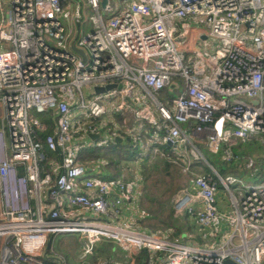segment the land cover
<instances>
[{
  "label": "built area",
  "instance_id": "1",
  "mask_svg": "<svg viewBox=\"0 0 264 264\" xmlns=\"http://www.w3.org/2000/svg\"><path fill=\"white\" fill-rule=\"evenodd\" d=\"M1 2L0 264H70L51 246L56 233L76 234L78 264H109L96 254L102 237L121 250L116 264H261L264 182L231 189L239 180L218 173L197 144L211 153L222 147L225 161L237 142L254 136L264 143V1L107 0L102 8L100 0H3L5 10ZM85 9L90 23L80 34ZM174 76L182 87L162 102L154 93L176 86ZM106 83L114 85L91 93ZM54 106L49 120L29 112ZM71 106L81 107L78 117L69 115ZM115 111L140 120L117 123L134 145L146 148L138 131L147 122L184 159V173L192 159L208 164L212 174L186 175L170 209L173 217L193 218L201 237L219 240L197 244L185 240L188 232L170 237L172 227L146 232L117 222L138 180L127 168L112 177L86 172L76 159L87 145L83 131L96 132ZM218 182L228 206L216 203Z\"/></svg>",
  "mask_w": 264,
  "mask_h": 264
},
{
  "label": "trees",
  "instance_id": "2",
  "mask_svg": "<svg viewBox=\"0 0 264 264\" xmlns=\"http://www.w3.org/2000/svg\"><path fill=\"white\" fill-rule=\"evenodd\" d=\"M174 77L177 81L176 86H165L157 92L165 94V97H171L177 94L182 84L178 76ZM123 117H126L128 124L140 123V120L133 121V115L129 112L115 111L109 116L105 114L102 117L103 123L96 128V131L100 133L99 136L91 140L87 138V145L77 153V161L86 168V172L99 174L103 177L116 176L120 170L124 168L129 169L127 174L129 177L138 180V188L135 187L134 192L129 196L130 199L126 198L124 200L135 204L133 207L137 209V212L134 218L139 226L147 229L162 230L167 227H172V235L174 236H179L181 233L185 232L191 233L194 228L193 224L184 221L182 218L173 217L170 209V195L180 185L184 184V182L180 183L175 181L178 172H183L181 166L185 163L184 159L173 152L170 145L165 142H160L158 138L159 134L154 127L147 122L141 123V127L138 131L145 147L157 146L163 153L167 152L168 156L162 154L155 160V158L150 159L147 154L141 155V149L138 145H134L131 137L126 134L122 128H115L113 130L111 127L113 122L120 124ZM102 132H106L107 136ZM115 133L117 134L116 137ZM118 137H120V140ZM236 144L238 147L251 146L253 153L250 158L255 163L253 165V170L261 177H264V144L255 139V137L237 142ZM214 154H218V152ZM154 157L157 156L155 155ZM125 161L129 163H124ZM208 168L209 167L202 159H192L188 164V170L185 172V175H190L192 172L209 173L206 171ZM134 170L137 171V178H135ZM162 174H165L166 179ZM185 178L183 181H185ZM157 183H165L166 186L162 187L158 192L151 191L149 189V184ZM166 192L168 193L167 197H163V194ZM144 200L147 201V203H144ZM183 216L186 218L187 215ZM177 220L180 221L177 222ZM107 238L108 237L101 239L100 243L97 245L96 254L102 255L106 259L111 258V260H107L106 262L109 264H116L114 261L118 258H122L121 250L116 246H112L113 243ZM56 250L61 252L63 256L66 255L69 257L67 251L62 252L61 249ZM145 254L146 253L141 250L137 255L138 261H140ZM67 260L70 261V264H74L73 259Z\"/></svg>",
  "mask_w": 264,
  "mask_h": 264
},
{
  "label": "rangeland",
  "instance_id": "3",
  "mask_svg": "<svg viewBox=\"0 0 264 264\" xmlns=\"http://www.w3.org/2000/svg\"><path fill=\"white\" fill-rule=\"evenodd\" d=\"M1 1H2L1 5H3V8H4L5 2H3V0H1ZM262 1H264V0H262ZM102 14L105 15V12L103 11ZM90 15H91V10L85 9L84 10V20H83L82 29H81L80 34H83L84 31L87 29V27L90 23ZM177 30H178V28H177ZM182 61L184 62L183 57H182ZM54 93L57 94V91L54 90ZM139 93L144 97L145 101H147L150 104V107L152 109L154 116L161 122V124H165L166 123L165 120L162 119L157 112V107H156L155 103L151 99L148 98V96L145 94V92L143 90L139 89ZM154 94L159 100H161L162 102L164 101L163 97L166 96L165 94H160L159 92H156ZM86 96H89V95H86ZM263 96H264V94H263ZM116 101L117 100H113V98H110L109 100H107V104L110 106H113ZM29 112L41 120H49V119H53V115L55 112V106L49 108V110L47 112H35L32 109L29 110ZM80 113H81V107L80 106L69 107V115L73 116L74 118L78 117ZM101 117L102 116H100L98 118L99 121L101 120ZM111 127L114 130L115 128L118 127V124L113 122ZM102 133L106 134V136H107L106 132H102ZM83 137L85 139H87V131H83ZM252 137H254V136H252ZM252 137H250V138H252ZM255 139H257L259 142L263 143L259 137H255ZM197 146H198V149L200 150V152L206 158V160L214 167V169L218 173H220L221 175H224L226 173H231L232 175H234L239 180V182H237V183H231L230 184L231 189H234L233 187L235 185L256 184V183L264 182V177H261L260 175L255 173L253 170V165L255 163L250 158L251 154L253 153V150H252L250 145L245 146V147H238L237 144L232 145L231 150H232L233 154L235 153L236 155L232 154V158L230 160H225V161L220 158V154L222 153V147L219 148L218 154H214V153L206 151L201 143L197 144ZM139 148L142 151L141 155L147 154L150 159L155 158V160H156V158H158V156L159 157L161 156V154L159 152L154 151L150 147L149 148L139 147ZM155 155L157 157H154ZM204 163L208 166V164L206 162H204ZM206 171L209 172L210 174L212 173L210 168H208V170H206ZM162 176L166 179L165 174H162ZM185 176H186L185 173L179 171L178 174L176 175L175 181L183 183ZM164 186H166L165 183L149 184V189L153 192H158ZM167 195H168V193L166 192L163 194V197H167ZM215 200H216V203L218 205L228 206V204H229V196L227 194V191L221 185L220 182H218L216 185ZM144 203H147V201L144 200ZM129 204H130V202H126L125 200L121 201L120 206H121L122 210H121V213L118 217L117 222L119 224H122V225L128 226V227H132V228H137V229L143 228L136 223L137 221L135 222V218L133 216L132 217L129 216L130 220L128 222H126L124 220V217L129 215V213H125V215H124V211L126 210L127 207H129L128 206ZM131 205H135V204L131 203ZM84 215L90 219H98L97 214H95L91 211L84 213ZM181 218L184 221H187L188 223L191 222L194 226L193 230L190 233V237H188V236L184 237L185 240L193 241L197 244H203L206 241L207 245H209V246L212 245L215 242V240L216 241L219 240V238H217V236L215 234L214 235L213 234H207V236L205 238L201 237L199 234V227L197 226V224H195L193 218H191L189 216H186V218L183 216ZM99 219H104V217L101 216ZM179 221L180 220H177V222H179ZM143 230L146 232H160L159 230L164 231L162 229H147V228H143ZM173 236L174 235L171 234L170 237H173ZM179 236H175V237H179ZM75 238H76L75 233H68V234L67 233H56L51 240V246L53 249H61L62 252L67 251L69 253V257L64 255L65 258L66 259H73V262L78 264L79 262L77 259V243L75 241ZM103 238H106V237H102V239ZM107 239L113 243V239H111V238H107ZM113 245H114V243L112 244V246ZM81 260L83 261L84 259H81ZM68 263H70L69 260H68ZM261 264H264V257L261 260Z\"/></svg>",
  "mask_w": 264,
  "mask_h": 264
},
{
  "label": "water",
  "instance_id": "4",
  "mask_svg": "<svg viewBox=\"0 0 264 264\" xmlns=\"http://www.w3.org/2000/svg\"><path fill=\"white\" fill-rule=\"evenodd\" d=\"M100 4H101L102 8H106L107 7V0H100ZM70 46L75 52H77L82 57V60H84L85 55H84V52H83L82 48L76 47L74 45V43H73V40L71 41ZM113 85H114L113 83H106L104 85H95V86L91 87L90 91H91V93L104 92L105 90H108L109 88L113 87ZM119 86H120V84H117V87H119ZM253 102H256V99H254ZM98 134L99 133H97V132L90 131V132H88L87 136H89V137H97ZM116 136L117 135H115V137ZM118 139L120 140V137H118ZM204 159H205V157H204ZM48 245H49V240H48V242L46 244V247H48ZM221 264H237V263L234 262L233 260H231L230 258H224L222 260Z\"/></svg>",
  "mask_w": 264,
  "mask_h": 264
},
{
  "label": "crops",
  "instance_id": "5",
  "mask_svg": "<svg viewBox=\"0 0 264 264\" xmlns=\"http://www.w3.org/2000/svg\"><path fill=\"white\" fill-rule=\"evenodd\" d=\"M5 9H6V5H5V7L3 8V10H5ZM205 38L208 39L209 36L205 34ZM96 132H97V131H96ZM97 133H99V132H97ZM99 134H100V133H99ZM99 134H98V136H99ZM115 135H116V133H115ZM98 136H97V137H98ZM97 137H89V136H88V139L91 140V139H94V138H97ZM88 139H87V140H88ZM87 140H86V142H87ZM120 171H121V170H120ZM128 206H129V207H127L126 210L124 211V215H125V213H129L128 216L124 217V220H125L126 222H128V221L130 220V219H129V216H130V217H132V216L134 217V216L136 215L135 213L137 212L136 208L133 207V205H131V202H130V204H129Z\"/></svg>",
  "mask_w": 264,
  "mask_h": 264
}]
</instances>
